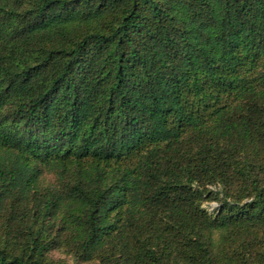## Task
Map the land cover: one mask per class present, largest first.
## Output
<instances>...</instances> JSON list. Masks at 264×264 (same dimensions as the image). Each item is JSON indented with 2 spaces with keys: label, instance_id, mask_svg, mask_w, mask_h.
Segmentation results:
<instances>
[{
  "label": "trees",
  "instance_id": "16d2710c",
  "mask_svg": "<svg viewBox=\"0 0 264 264\" xmlns=\"http://www.w3.org/2000/svg\"><path fill=\"white\" fill-rule=\"evenodd\" d=\"M56 249L264 264V0H0V264Z\"/></svg>",
  "mask_w": 264,
  "mask_h": 264
},
{
  "label": "rangeland",
  "instance_id": "374dc122",
  "mask_svg": "<svg viewBox=\"0 0 264 264\" xmlns=\"http://www.w3.org/2000/svg\"><path fill=\"white\" fill-rule=\"evenodd\" d=\"M52 176L50 175L49 178ZM210 210H213L216 207V202H212L211 204H207ZM50 256L54 260L66 261V262H75L76 264H97L96 262H84L80 260H76L71 253H68L64 249H56L50 253Z\"/></svg>",
  "mask_w": 264,
  "mask_h": 264
}]
</instances>
